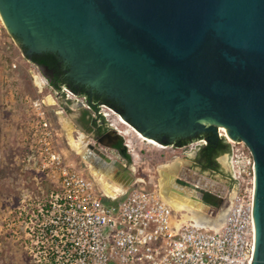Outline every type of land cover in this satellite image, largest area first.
<instances>
[{"label":"water","instance_id":"obj_1","mask_svg":"<svg viewBox=\"0 0 264 264\" xmlns=\"http://www.w3.org/2000/svg\"><path fill=\"white\" fill-rule=\"evenodd\" d=\"M0 17L28 61L61 54L68 76L118 103L122 113L101 106L142 137L172 146L178 136L212 134L202 138L210 142L226 128L244 142L255 162L251 264H264V0H0ZM40 70L47 80L53 73ZM162 133L171 139L160 141ZM116 141L125 142L109 129L83 159L105 173L109 165L131 171L107 155ZM221 158L229 168V154ZM201 178L210 185L176 176L174 188L230 211L234 193Z\"/></svg>","mask_w":264,"mask_h":264},{"label":"built area","instance_id":"obj_2","mask_svg":"<svg viewBox=\"0 0 264 264\" xmlns=\"http://www.w3.org/2000/svg\"><path fill=\"white\" fill-rule=\"evenodd\" d=\"M6 35L0 17V75L6 67L19 66L18 56L11 55L15 42ZM31 64L38 93L53 88L40 68ZM67 90L64 87L62 92ZM68 92V98L77 97ZM30 107L39 128L23 162L36 175L38 191L21 199L8 225L34 264H251L255 162L244 142L229 139L218 128L219 138L231 147L229 180L234 196L225 222L210 227L184 220L163 200L159 185L153 189L133 185L120 193L125 194L123 199L108 202L96 179L69 161L60 148V134L45 101L35 99ZM93 109L103 121L112 111L104 106ZM108 128L113 129L110 124ZM207 144L201 139L189 147L199 150Z\"/></svg>","mask_w":264,"mask_h":264},{"label":"rangeland","instance_id":"obj_3","mask_svg":"<svg viewBox=\"0 0 264 264\" xmlns=\"http://www.w3.org/2000/svg\"><path fill=\"white\" fill-rule=\"evenodd\" d=\"M6 32V39L13 41L7 30ZM11 55L19 57L20 67L14 72H9L7 68H4L3 74L0 75V264H34L30 255L24 250L22 241L14 238L12 228L8 224L10 223L9 219L13 217L10 216V213L19 206L21 199L27 194L38 191L36 175L28 170L27 165L23 162L26 153L30 151L29 147L34 145L33 134L39 128L37 115L30 107L31 102L35 99L41 98L45 101L49 119L60 134V148L67 159L88 175H90V171L83 164V156L78 155L69 145V133L64 121V118L69 119L74 138L85 137L89 142L92 138L91 135L84 133L76 125L80 118L84 119L86 111L89 112L88 115L86 114L87 120L88 118L93 119L107 128L109 124H115L120 130L131 133L128 136L122 135V137L125 140L129 160L135 164L137 176L144 178L146 188L153 189L155 185L160 187L162 177L159 171L161 167L177 161L188 165L195 174L199 173L200 168L195 159L197 149L191 150L189 145L173 148L171 146L168 148L152 146L135 133L130 132V127L123 126L117 114L107 111L110 112L108 120L103 121L102 118L100 120L98 113L93 108H89L86 98L82 96L68 98V90L65 93L62 91L58 93L53 88H48L44 93H38L31 77V70L35 68L23 56L16 43H14ZM49 98H53L55 101L51 104ZM98 111L102 112V107ZM87 120L85 122H88ZM106 153L118 157L114 150L106 149ZM223 165L224 168H227L225 163ZM204 178L215 181L218 186L230 183L226 176L210 172L205 173Z\"/></svg>","mask_w":264,"mask_h":264},{"label":"bare ground","instance_id":"obj_4","mask_svg":"<svg viewBox=\"0 0 264 264\" xmlns=\"http://www.w3.org/2000/svg\"><path fill=\"white\" fill-rule=\"evenodd\" d=\"M55 100L53 98H49V102L52 104ZM114 113V112H113ZM107 118L110 116L109 113H107ZM120 122L123 126L130 127V132L135 133L139 138L143 139L147 143H149L152 146L158 147V148H166L165 146H162L158 144L157 142L147 139L145 137H142L134 128H132L127 122L121 119V117L118 115ZM66 128L68 130V138H69V145L71 148L81 156H86L88 154L87 148H88V139L86 140L85 137H82L80 139H76L73 137V129L72 125H70L69 120L64 118ZM70 125V126H69ZM111 127L116 130L117 133H119L121 136L125 135L128 136L131 133L124 132L120 130L118 126L115 124H111ZM222 132H225L227 134V129L222 128ZM229 138V136H228ZM230 139V138H229ZM128 145V144H127ZM129 147V145H128ZM225 158H222L224 161ZM180 168V162H175L172 164H168L166 166H162L160 169V175H161V181H160V194L161 197L165 202H167L174 210L176 211H184L186 212L185 216L189 221H192L198 225H206V226H212V227H219L220 224L225 222V215L229 212V209H224L220 212L219 216L217 218H209L206 215L207 207H204L202 202L198 199L193 198L194 193H190L188 191L179 192L178 189H175L174 187L175 182L173 179L176 177V173ZM92 173L97 179L100 187L103 189V191L109 195L114 196L117 195L120 191H123L128 186V180L124 181L122 179H116L112 176H108L105 172L102 170L97 169V167L91 165ZM192 180H196L201 182L203 185H210L208 181L204 180L200 176L195 175V178L190 177ZM179 188V186H177ZM184 216V214H183Z\"/></svg>","mask_w":264,"mask_h":264},{"label":"trees","instance_id":"obj_5","mask_svg":"<svg viewBox=\"0 0 264 264\" xmlns=\"http://www.w3.org/2000/svg\"><path fill=\"white\" fill-rule=\"evenodd\" d=\"M24 51H26V48H24ZM31 62L41 68H48L49 70L53 71L52 75H49L47 78L49 80L50 85L55 89L56 91H61L63 87H66L67 84H75L74 80L67 76L66 71L64 70V66L61 63L60 59L58 58L57 54L50 53V52H44L42 54H34L31 57ZM73 91V93L82 96L86 98L87 102L90 104L92 108L97 109L98 106L101 105H107L114 110L118 112H123L122 107L112 101L109 100L105 95H100L97 91H94L93 93L89 92L88 87L85 85H80V88L76 86H72L70 89ZM86 114L88 115L89 112L86 111ZM84 116V119L86 118V115ZM208 137V135H203L199 139ZM197 140V139H196ZM194 141H187L182 143H173L171 144L174 147H183L187 146L190 143ZM231 152L230 144L225 139H220L216 141H210L208 142L207 146H204L201 148L199 152V156L197 159V163L199 166H204V160L207 162L213 163L214 170L217 168L219 169V164L217 163V159L222 157L225 154H229ZM230 177V175H228ZM232 186V185H231Z\"/></svg>","mask_w":264,"mask_h":264},{"label":"flooded vegetation","instance_id":"obj_6","mask_svg":"<svg viewBox=\"0 0 264 264\" xmlns=\"http://www.w3.org/2000/svg\"><path fill=\"white\" fill-rule=\"evenodd\" d=\"M24 50V49H23ZM29 51V48H27V52ZM44 53V52H43ZM34 54H39V53H34ZM34 54H32V56L34 55ZM42 54V53H41ZM58 58L60 59V61H61V63L63 64V68H64V70L66 71V74H67V76H68V73L72 70V64H71V62L70 61H68L65 57H63L61 54H58ZM53 72V71H52ZM53 74V73H52ZM52 74H50V75H52ZM69 77V76H68ZM74 80V82L76 81L75 80V78L73 79ZM80 85L81 84H79V83H76L75 82V84H71V83H69V84H67V89H71L72 88V86H76V87H78V88H80ZM89 86V87H88ZM87 87H88V90H89V92H91V93H93V91L95 90V91H98L99 92V90L97 89V88H94V87H92V86H90V85H87ZM64 88V87H63ZM85 120H87V117L85 118V119H83V118H80L79 120H78V124H76L77 125V127H78V129H80L81 131H83L84 133H87L88 135H91V140L88 142V145H97V141H98V139L102 136V135H104L107 131H109V128H107L105 125H101V124H98L96 121H94L93 119H90V118H88V122H85ZM87 123V124H86ZM201 136H203V135H201V134H190V135H182V136H178V137H176V138H173V139H171L170 137H169V135H167V134H165V133H162V134H159L158 136H157V138L160 140V141H164V142H167V141H169V139H171V142H173V143H176V142H180V143H184V142H187V141H194V140H198L199 138L198 137H201ZM213 135L212 134H209L208 135V137H212ZM206 139H207V137H206ZM108 143H111V144H113L114 142L113 141H111V140H106ZM117 142V144L115 145L114 144V146H113V148L111 149V150H114V151H116L117 153H118V155H120V156H124V157H126V158H129V155H127L128 153H127V151H125V150H123V146H125L124 144H125V142H123V141H116ZM88 148H89V146H88ZM88 148H87V150H88ZM90 150V152H93V150L92 149H89ZM200 150L201 149H199L198 151H197V153H196V161H197V159H198V156H199V152H200ZM204 166H199V168H200V170H199V173L197 174H195L193 171H191V173L192 174H195V175H197V176H200V177H204V174L205 173H207V172H210V173H212V174H219V175H221V176H223V177H227V178H229L228 177V175H229V172L226 170V168H224V162L221 160V157L220 158H218L217 159V163L219 164V169H215L214 170V168H213V163L210 161V162H207L206 160H204ZM83 164L85 165V166H87L88 168H90L89 167V164L87 163V162H85V160L83 159ZM188 178H190V177H188ZM230 182V181H229ZM230 184V186L232 185V183L230 182L229 183Z\"/></svg>","mask_w":264,"mask_h":264},{"label":"crops","instance_id":"obj_7","mask_svg":"<svg viewBox=\"0 0 264 264\" xmlns=\"http://www.w3.org/2000/svg\"><path fill=\"white\" fill-rule=\"evenodd\" d=\"M16 57V56H15ZM17 58V57H16ZM18 63H19V66H18V68L20 67V60H19V57H18ZM7 68V67H6ZM17 68V69H18ZM8 69V68H7ZM17 69H12V70H8L9 72L10 71H16ZM38 92V91H37ZM51 96V95H50ZM49 97V96H48ZM49 105V104H48ZM94 153V152H93ZM108 154V153H107ZM118 154V153H117ZM128 155V154H127ZM112 159H115V160H117V161H119V162H121L123 165H129L130 164V170L131 171H129V172H127L126 171V168L124 167V166H116V165H109L108 167H109V170H108V172H106V174L108 175V176H112V177H114V176H116V177H114V178H116V179H122V180H124V181H127L128 182V186L126 187V189H124L123 191H120L119 193H117V195H114L113 197L112 196H109V195H107L104 191H103V189L100 187V185H99V183H98V181H97V179L95 178V176L93 175V173H92V169H91V165H90V168H89V173H90V176H92L93 178H95L96 179V182H97V185H98V187H99V189H101L107 196H108V198H107V201L108 202H117L118 200L117 199H123L124 198V196H125V194H123V195H120V193L122 192V193H124V191L125 190H128L130 187H132L133 185H135V186H138V185H142V186H144V187H146L145 185H146V182H145V180H144V178H140L139 176H137V168L135 167V164H132V162H130V160H129V158H126V157H124V156H120V155H118V157H113V156H111V155H109ZM177 162H180V168H179V170L177 171V173H176V176H184V177H192V178H195V174H192L191 173V169H190V167H188V165H186V164H184L183 162H181V161H177ZM228 166H229V164H228ZM97 169H99V168H97ZM227 169V171L228 172H230V168H226ZM99 170H101V169H99ZM104 172V171H103ZM217 186H218V184H217ZM219 187H224L225 188V190L223 191V192H225L226 190H228L227 191V195H229L230 194V192H231V187L232 186H230V184L228 185V184H225V183H223V185L222 186H220L219 185ZM178 191V190H177ZM183 191H190V189H188V188H183V190L182 191H179V192H183ZM228 197V196H227ZM224 209H220V210H217L216 208H211V207H207V212H206V215L211 219V218H217L218 216H219V214H220V212L221 211H223ZM177 213H181L182 214V217H183V219L184 220H186V221H189L187 218H186V216H185V214H186V212H182V211H176ZM183 214H184V216H183ZM220 225H222V223L220 224ZM210 227H212V226H210ZM217 227V226H216Z\"/></svg>","mask_w":264,"mask_h":264}]
</instances>
